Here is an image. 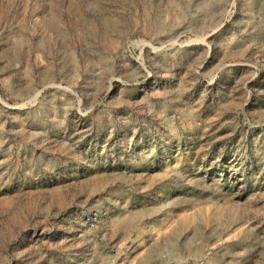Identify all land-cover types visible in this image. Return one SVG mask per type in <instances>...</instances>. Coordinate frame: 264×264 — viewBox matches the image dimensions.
Returning <instances> with one entry per match:
<instances>
[{
  "label": "rangeland",
  "instance_id": "374dc122",
  "mask_svg": "<svg viewBox=\"0 0 264 264\" xmlns=\"http://www.w3.org/2000/svg\"><path fill=\"white\" fill-rule=\"evenodd\" d=\"M0 264H264V0H0Z\"/></svg>",
  "mask_w": 264,
  "mask_h": 264
}]
</instances>
